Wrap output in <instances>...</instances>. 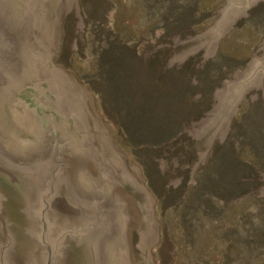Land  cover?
<instances>
[{
	"label": "rangeland",
	"instance_id": "rangeland-1",
	"mask_svg": "<svg viewBox=\"0 0 264 264\" xmlns=\"http://www.w3.org/2000/svg\"><path fill=\"white\" fill-rule=\"evenodd\" d=\"M54 65L91 97L112 144L155 201L154 264H264V80L239 98L222 141L200 121L217 90L264 55V4L214 57L196 47L226 0H77Z\"/></svg>",
	"mask_w": 264,
	"mask_h": 264
},
{
	"label": "water",
	"instance_id": "water-1",
	"mask_svg": "<svg viewBox=\"0 0 264 264\" xmlns=\"http://www.w3.org/2000/svg\"><path fill=\"white\" fill-rule=\"evenodd\" d=\"M259 1L226 0L214 11L194 37L202 62ZM77 11V0H0V264H154L156 203L139 169L112 144L89 94L52 61ZM263 80L264 55L223 82L198 125L208 149Z\"/></svg>",
	"mask_w": 264,
	"mask_h": 264
}]
</instances>
